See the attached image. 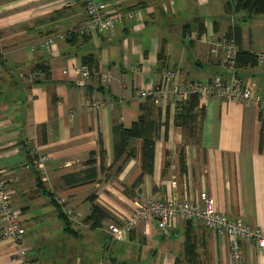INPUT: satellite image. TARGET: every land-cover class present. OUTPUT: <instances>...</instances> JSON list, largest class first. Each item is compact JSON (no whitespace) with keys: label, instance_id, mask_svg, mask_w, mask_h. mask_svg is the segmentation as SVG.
<instances>
[{"label":"crops","instance_id":"crops-1","mask_svg":"<svg viewBox=\"0 0 264 264\" xmlns=\"http://www.w3.org/2000/svg\"><path fill=\"white\" fill-rule=\"evenodd\" d=\"M108 1L118 14L133 10L138 16L117 23L113 34L80 33L86 24L80 0H0V174L20 210L21 246L30 264H229L227 237L200 220H177L166 235L150 220L120 240L102 227L127 219L135 203L172 195L199 204L210 198L228 218L264 231V153L258 151L254 106L218 97L199 100L203 118L196 145L184 141L174 124L175 107L165 99L150 113L159 126L151 173L141 174V139L129 141L132 157L114 161L113 126L129 127L145 105L136 90L158 83L166 69L191 81L220 73L224 58L217 42L239 27L237 13L225 12L227 0H214L221 4L211 20L198 12L205 0ZM240 31L242 50L264 52L263 36ZM43 39H52L53 47L39 46ZM87 54L96 70L79 85L81 57ZM37 65L46 67L48 77ZM104 74L110 76L107 83L101 82ZM237 75L251 92L264 89V62ZM92 101L102 106L89 109ZM39 156L47 157L46 182L35 169ZM89 159L95 163L87 165ZM91 168L95 177L85 180ZM90 196L108 215L98 226L86 220ZM50 197L64 198L88 225L71 224L73 233L65 232ZM2 227L0 221V264H18ZM28 227L37 229L28 234ZM241 245L242 264H264V250L253 240ZM44 247L51 249L49 259Z\"/></svg>","mask_w":264,"mask_h":264},{"label":"built area","instance_id":"built-area-1","mask_svg":"<svg viewBox=\"0 0 264 264\" xmlns=\"http://www.w3.org/2000/svg\"><path fill=\"white\" fill-rule=\"evenodd\" d=\"M80 1L86 15V24L80 30V33L113 34L117 23L138 16V13L133 10L127 11L123 15L118 14L114 4L108 0ZM206 40L211 41L212 37L207 36ZM53 44L52 39H43L39 46L50 49ZM217 46L223 53V68L220 73L214 75L210 80H185L178 70L166 69L163 71L158 83L137 89L135 95L141 99L151 98L154 104H158L165 99H171L174 107L176 102L182 101L190 94L197 95L200 101L218 97L254 106L258 111L264 113V89L253 93L238 78L235 67L236 46L233 40L219 39ZM255 55L259 63L264 62V52H257ZM79 71L81 79L77 81V84L80 85L88 77L91 70L86 65H81ZM109 78L108 74H104L101 77V82L107 83ZM101 106L102 103L99 101H92L88 102L87 107L95 110ZM46 162V156H39L35 164L41 182L47 181ZM4 184L0 174V221L3 223L1 236L14 248L18 264H30L26 249L21 246L24 228L20 226V210L13 205L11 193ZM56 199L61 205L62 213L68 220L73 222L79 220L80 213L72 210L64 198L56 197ZM150 220H155L158 230L165 235L168 228L177 220L202 221L203 225L216 235L227 237L229 264H242V241L253 240L257 248L264 250L263 230L250 227L240 219L228 218L215 209L213 200L210 198H205L202 204L188 199H178L172 195L160 200L148 198L144 202L135 203L131 215L122 220L120 224H106L105 231L115 240H120L132 231L138 223H142L145 227Z\"/></svg>","mask_w":264,"mask_h":264},{"label":"trees","instance_id":"trees-1","mask_svg":"<svg viewBox=\"0 0 264 264\" xmlns=\"http://www.w3.org/2000/svg\"><path fill=\"white\" fill-rule=\"evenodd\" d=\"M224 8L226 13H229L230 11L233 13L244 11L246 12V15L250 17L257 14H264V0H232L231 2H227ZM198 32L199 34L202 33L203 29L200 28ZM240 34V28L238 26H232L224 36V38L228 40L232 39L236 46L235 67L237 70L245 67H255L259 64L255 55L257 52L245 51L240 48ZM158 59L160 60L161 58L158 57ZM81 62L90 70H96V62L91 54L83 55L81 57ZM36 71L43 73L44 77H48L49 75L48 70L44 65H37ZM144 99L145 105L141 106L140 114L129 127H124L121 124L113 126V150L114 161H117L124 154L126 158L132 157V150L126 152L127 145L129 141L133 139H141V174H150L152 171L154 141L157 137L159 126L157 122L151 118L150 115L152 107L154 106L153 100L148 97ZM202 118L203 108L199 105V98L197 95L190 94L182 101H178L175 103V113L173 117L174 124L182 129L185 142L190 141L196 145L198 144ZM257 119L259 122L258 151L260 153H264V113L262 111H258ZM99 154L102 157V149H99ZM183 159L182 147L179 153V167L181 170L184 166ZM93 163L95 162L92 159H89L86 162L87 165H91ZM88 172L89 173H86L85 175V180H93L95 177V169L91 168ZM140 179V176H138L136 182H140ZM50 199L57 209L58 217L62 220L63 230L69 234H72L73 229L71 228V221L68 220V218L62 213L61 205L58 203L56 197H50ZM92 200L93 196H90L89 201L91 202V208L89 215L86 217V220L90 221L92 226H98L103 220L108 217V215L100 207L94 205L92 203ZM188 248H190V244H187V249Z\"/></svg>","mask_w":264,"mask_h":264},{"label":"rangeland","instance_id":"rangeland-1","mask_svg":"<svg viewBox=\"0 0 264 264\" xmlns=\"http://www.w3.org/2000/svg\"><path fill=\"white\" fill-rule=\"evenodd\" d=\"M227 1L231 2L232 0H227ZM213 3H214V0H207V1L205 0L202 3H200L202 7L198 8V12L201 14V16H203L207 20H211V18H215L216 15L219 14V9H220L221 3H219V2H217L215 4H213ZM211 4H212V6L209 7ZM187 12H188V14H191L192 6L188 9ZM185 14H186V12H185ZM233 14H236V13H233ZM220 16L222 18L228 17L222 10H221ZM218 20H222V19L218 18ZM235 22L239 25V27L241 26L240 29L242 30V36L245 35L247 37L248 33L250 31L251 35H253V36L261 35L264 37V14H257V15H253V16L248 17L246 15V12L239 11V12H237V15H235ZM72 210L77 211L74 208H72ZM77 212H79V211H77ZM53 214H54V211H53ZM71 224L74 228H76L78 226H82V225H88V224H85V222L83 220V214L82 213H80L79 220L76 222L71 221ZM35 229H37V228L28 227V234H32L33 230H35ZM102 229L105 231L106 225L104 227H102ZM49 231L51 233H53V230L51 228ZM59 232L61 233V230ZM55 234L57 237L60 236L58 232H55ZM34 239H36V234H34V237L29 238L31 243H34ZM41 250L44 254V257L46 259H49L50 255H51L50 247H44Z\"/></svg>","mask_w":264,"mask_h":264}]
</instances>
